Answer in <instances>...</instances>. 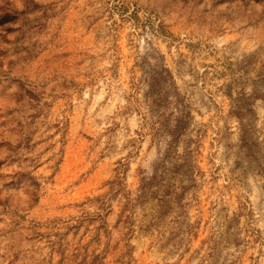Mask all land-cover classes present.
Segmentation results:
<instances>
[{
	"label": "rangeland",
	"instance_id": "374dc122",
	"mask_svg": "<svg viewBox=\"0 0 264 264\" xmlns=\"http://www.w3.org/2000/svg\"><path fill=\"white\" fill-rule=\"evenodd\" d=\"M0 264H264V0H0Z\"/></svg>",
	"mask_w": 264,
	"mask_h": 264
}]
</instances>
